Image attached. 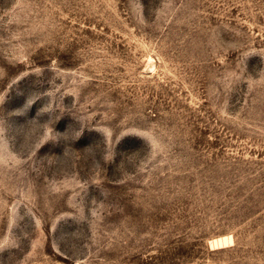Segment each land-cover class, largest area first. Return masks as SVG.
Returning <instances> with one entry per match:
<instances>
[{"label": "rangeland", "instance_id": "1", "mask_svg": "<svg viewBox=\"0 0 264 264\" xmlns=\"http://www.w3.org/2000/svg\"><path fill=\"white\" fill-rule=\"evenodd\" d=\"M0 264H264V0H0Z\"/></svg>", "mask_w": 264, "mask_h": 264}]
</instances>
